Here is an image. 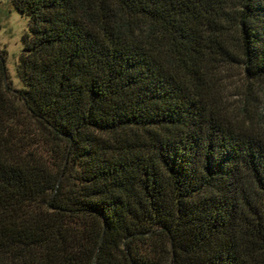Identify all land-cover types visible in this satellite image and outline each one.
I'll list each match as a JSON object with an SVG mask.
<instances>
[{"label": "trees", "instance_id": "trees-1", "mask_svg": "<svg viewBox=\"0 0 264 264\" xmlns=\"http://www.w3.org/2000/svg\"><path fill=\"white\" fill-rule=\"evenodd\" d=\"M11 2L0 264H264V0Z\"/></svg>", "mask_w": 264, "mask_h": 264}, {"label": "rangeland", "instance_id": "rangeland-1", "mask_svg": "<svg viewBox=\"0 0 264 264\" xmlns=\"http://www.w3.org/2000/svg\"><path fill=\"white\" fill-rule=\"evenodd\" d=\"M29 18L21 14L12 4L11 0H0V49L7 50L6 66L10 75L13 87L21 89L24 87L18 72L19 57L23 48V35L28 30ZM223 80L222 90L229 106H236L244 97L246 80L242 70L238 67H231L221 76ZM257 106L251 103L247 105L248 110L255 117L262 121L264 132V100ZM259 108V109H257Z\"/></svg>", "mask_w": 264, "mask_h": 264}]
</instances>
